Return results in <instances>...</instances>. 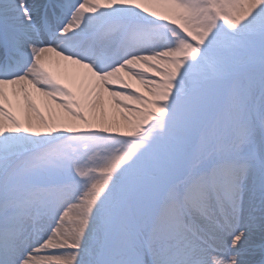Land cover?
<instances>
[{"label": "snow or ice", "instance_id": "snow-or-ice-1", "mask_svg": "<svg viewBox=\"0 0 264 264\" xmlns=\"http://www.w3.org/2000/svg\"><path fill=\"white\" fill-rule=\"evenodd\" d=\"M0 264H264V0H0Z\"/></svg>", "mask_w": 264, "mask_h": 264}]
</instances>
